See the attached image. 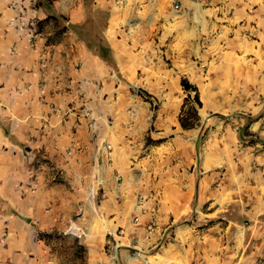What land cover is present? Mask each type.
<instances>
[{
    "label": "rangeland",
    "instance_id": "rangeland-1",
    "mask_svg": "<svg viewBox=\"0 0 264 264\" xmlns=\"http://www.w3.org/2000/svg\"><path fill=\"white\" fill-rule=\"evenodd\" d=\"M127 1L135 20L126 26L149 31L153 69L133 71L117 105L131 113L146 105L151 114L141 138L125 134L131 145L143 144L141 169L147 172L116 175L113 215L79 217L78 224L118 228L116 240L104 238L101 264H158L163 245L169 264H264V144L255 140L264 139V53L262 59L256 54L259 44L248 38L252 27H242L239 14L255 0ZM183 52L193 71L184 69ZM179 76L185 77L179 82ZM182 80L196 87L201 106ZM121 123L122 135L127 127L139 128ZM138 151L125 159L136 162ZM36 159L29 162L34 168L44 160ZM75 228L47 235L56 264L87 261L83 234ZM117 242L124 254L115 253Z\"/></svg>",
    "mask_w": 264,
    "mask_h": 264
},
{
    "label": "crops",
    "instance_id": "crops-1",
    "mask_svg": "<svg viewBox=\"0 0 264 264\" xmlns=\"http://www.w3.org/2000/svg\"><path fill=\"white\" fill-rule=\"evenodd\" d=\"M258 2L239 14L242 27H252L248 38L259 44L254 48L262 59L264 4ZM133 13L127 0H0V264H56L47 236L54 231L67 235L77 227L88 250L84 264H101L104 238L116 240L117 227L78 223L87 215H113L116 175L147 172L143 144L131 145L125 134L141 138L151 114L146 105L137 113L117 105L133 71L153 69L149 31L126 26ZM29 18L37 23L32 33L20 26ZM180 55L181 66L193 71L188 54ZM122 121L139 128L122 135ZM136 151V162L125 159ZM26 153L44 160L34 168ZM120 244L112 243L116 254H124ZM168 250L159 248L158 264H169Z\"/></svg>",
    "mask_w": 264,
    "mask_h": 264
},
{
    "label": "built area",
    "instance_id": "built-area-1",
    "mask_svg": "<svg viewBox=\"0 0 264 264\" xmlns=\"http://www.w3.org/2000/svg\"><path fill=\"white\" fill-rule=\"evenodd\" d=\"M175 7L177 8L178 5L175 4ZM36 25H37V23H36V21H35L34 18H29V19L27 20L26 23H20V26H21L22 28L27 27V28L30 30L29 33H32V32L34 31ZM4 148H5V147H4V143H3L2 141H0V152H1ZM28 159H29V161H30L31 163H33V162H37V159H36V156H35V155H30V154H28Z\"/></svg>",
    "mask_w": 264,
    "mask_h": 264
},
{
    "label": "trees",
    "instance_id": "trees-1",
    "mask_svg": "<svg viewBox=\"0 0 264 264\" xmlns=\"http://www.w3.org/2000/svg\"><path fill=\"white\" fill-rule=\"evenodd\" d=\"M182 85H183L184 89L192 90L193 92H195L194 101L198 104V106H201V102L199 100L198 93L196 92V87H194L193 85L188 83V81H186V80H182ZM179 122L183 128H190L189 126H187V124L184 123V119L182 117H180ZM255 140L264 144V139H255Z\"/></svg>",
    "mask_w": 264,
    "mask_h": 264
}]
</instances>
